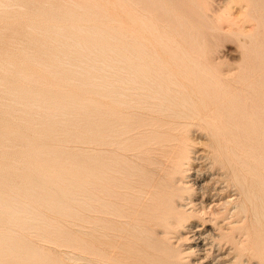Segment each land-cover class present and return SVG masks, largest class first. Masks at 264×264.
<instances>
[{
	"label": "bare ground",
	"instance_id": "6f19581e",
	"mask_svg": "<svg viewBox=\"0 0 264 264\" xmlns=\"http://www.w3.org/2000/svg\"><path fill=\"white\" fill-rule=\"evenodd\" d=\"M0 264H264V0H0Z\"/></svg>",
	"mask_w": 264,
	"mask_h": 264
},
{
	"label": "rangeland",
	"instance_id": "374dc122",
	"mask_svg": "<svg viewBox=\"0 0 264 264\" xmlns=\"http://www.w3.org/2000/svg\"><path fill=\"white\" fill-rule=\"evenodd\" d=\"M234 47H233V45H226L225 47H224V49L222 50V54H225L226 56H228V58H229V60L230 61H236L237 60V58H235V56H233V55H231L230 54V51L233 49ZM185 246V245H184ZM186 246H188L187 244H186ZM204 253V252H203ZM220 254V251L219 250H216V251H214V255H216V256H218Z\"/></svg>",
	"mask_w": 264,
	"mask_h": 264
}]
</instances>
